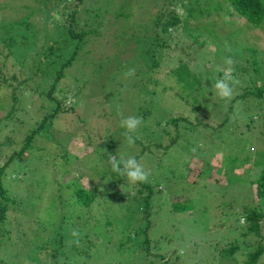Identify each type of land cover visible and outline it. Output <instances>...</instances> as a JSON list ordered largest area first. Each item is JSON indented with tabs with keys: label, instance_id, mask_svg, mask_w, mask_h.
Returning <instances> with one entry per match:
<instances>
[{
	"label": "rangeland",
	"instance_id": "rangeland-1",
	"mask_svg": "<svg viewBox=\"0 0 264 264\" xmlns=\"http://www.w3.org/2000/svg\"><path fill=\"white\" fill-rule=\"evenodd\" d=\"M20 1L0 0V36L6 31V27H2L4 24L8 25L21 17L22 13L18 14L19 7L28 5L27 2ZM221 1L213 0V3L222 6L225 2ZM68 2V0L60 2V8L57 7L59 11ZM82 2L83 8L77 12L80 23L75 24L71 31L79 30L89 35L85 38L82 50L72 65L66 68V75L59 83L70 90L67 95H61V100H65L68 105L72 104V108L65 117L56 119L58 127L55 126L56 128L53 127V130L48 132L64 143L57 144L47 136V133L42 135L45 137L41 143L50 154L48 158L50 165L47 168L45 164L42 166V163L36 161V166L41 167L39 171L51 179H55L53 177L56 173L58 182L70 180L73 175L68 177L64 175L67 165L65 161L63 162L62 156L66 149L62 146H67L65 140L70 139L78 127L82 128L81 119H87V125L97 133V141L102 139L103 143L98 147L94 144L97 142L95 139L94 146L90 145L92 148L85 146L81 149L82 146L79 145L77 149L78 139L73 141L70 147L79 154H75L77 160L70 165L73 169L72 174H75L77 169L76 172L87 176L94 185L100 184L103 176L102 171L98 169L103 164L111 168L108 162L109 154L119 152L125 158L141 155L139 162L145 170L151 172L155 183L160 184L163 189V192L153 196L154 204L149 217L145 216L143 209L124 210V207L120 209L111 205L100 211L92 204L90 213L85 214L89 207L84 208L82 213L84 216L93 215L98 220L94 240L97 242L105 240L113 247L111 251L110 246L102 242L99 250L111 253V257L115 261H121V264H131L127 259L134 257L130 251L132 249L138 258L132 264H165L166 261V264H245L247 257L242 254L251 250H244L243 246L251 245L249 247L253 251L260 243L264 246V237H257L254 233L246 234L248 223L243 224L245 219L241 214L245 208L258 204L254 185L250 182L258 175L260 168L247 163L244 168L249 167L248 174L245 175L244 172L242 176H245L241 180L240 175L236 173L242 169L239 167L234 170V166H237V163H240V166L246 163V158L250 160L257 158L256 152L264 149V103L259 104L250 94L244 99H237L243 93L244 87L247 85L254 87L257 83L254 73L251 76L255 82L236 79L238 83L233 85V97L230 100L217 97L213 85L217 79L223 77L224 70L228 68L224 62L226 57L234 60L231 66L233 67L243 59L247 48H256L249 44L253 40L251 34L258 35L255 45L260 48L256 54L264 60V27L254 29L250 34L243 21L231 17V14H228L226 19L220 15L218 16L220 18L207 21L210 36L219 37L220 42L205 41L206 38H203L200 44L196 43V47L186 50L188 53L197 51L201 56L198 62L191 59L182 60L176 67L174 61L165 60L163 54L169 49L173 52L185 50L189 48L188 39L191 43L194 41L191 36L179 35L182 31L180 25L173 26L172 30H166L163 35L164 29L168 27L152 18L160 17L167 10H175L184 18L189 9L188 2L184 6L183 1L170 0H82ZM197 6L192 11L194 14H198ZM50 13L53 16L48 20H44V15H33L34 25L37 28L47 26L53 31L58 29V23L61 24L64 19L55 11ZM65 26L60 30L67 32ZM147 28L157 30L162 35L152 30L147 32ZM29 31L32 35L38 34L43 37L39 48L38 44L31 48L33 53L28 54L25 62L21 54H13L23 50L20 48L24 46L21 38L17 42L20 47L17 45L12 47L9 55L8 51L0 48L2 70L0 97L5 98L7 94L16 91L21 104L19 117L15 118L14 122L10 121L9 126L7 124L10 129L7 127L0 129V144L6 143V146L1 147L3 152L0 153L2 155L0 167L5 165L8 157L6 154L13 143H17L18 146L22 144L25 134L35 126L32 122L40 119L46 110L43 109V105H48L47 101L40 99V93L33 82H25L24 79L34 78L30 74V69L34 72L35 66L46 68L47 62L52 61L50 67L58 62L57 57L51 55L48 50L51 42L45 39L46 34L38 29ZM165 46L169 49L163 50ZM201 48L206 49L202 54ZM185 52L181 58L189 57ZM250 54L252 56L251 52ZM159 58L163 60L162 69L157 67ZM201 61L203 65L200 64ZM128 69H135L134 75L125 77L124 73ZM175 69L176 71L170 75ZM13 74L17 75L16 79L12 78ZM112 82H116L117 89L110 91L103 88L104 83L110 85ZM6 103L9 101L6 100ZM7 110L0 112V115L5 114ZM121 112L124 117L136 116L142 119L140 127L134 134L139 138L133 146L128 145L123 130L117 129ZM166 119H170L171 124L164 134ZM63 125L65 127L60 131ZM81 128L78 129V133L82 132ZM174 136L177 138L175 141ZM53 144H56V147ZM235 159H238L237 163L234 162ZM6 174L13 178L19 173H15L14 169H7ZM20 175L30 179L24 184L12 181V188L17 189V198L23 204L26 202L30 204L31 201L32 203L28 208L25 207L24 211L22 209L13 211L15 206L10 204L9 220L16 221L14 216L24 213L30 223L24 227L30 228L29 235H40L46 241L52 235V230L45 224L44 219L52 218L47 214L46 207L53 204L51 201L53 196L48 195L46 199L41 197L39 207L34 208L37 202L36 195L41 191L36 186L32 188L26 186L33 183V172ZM152 178L148 177V180ZM61 187L59 185L50 187L52 190L48 192H57ZM118 191L123 192L124 188L120 187ZM134 194L135 191H131L123 197L124 200L115 198V202L126 203ZM146 194L144 191L140 197L143 198ZM177 202L187 204L191 209L172 214L169 211L171 204ZM160 206L162 209L157 212ZM79 213L77 211L75 214ZM32 220L38 221L40 226L36 227ZM106 221L110 223L106 224ZM148 221L151 227L147 235L135 238L137 230L143 228ZM262 227L264 234V221ZM80 233L84 234L85 231L81 230ZM144 238L149 239L150 249L147 256L146 250L141 252ZM237 238L242 246L237 253L238 259L233 256L222 257V252L235 245ZM39 252V255L35 254L34 261L24 259L20 264H63L60 258H58L60 263L51 258L49 247ZM38 258L40 262H36ZM5 260L12 264L17 261L13 257H5ZM76 260L77 264H82L81 258ZM102 260L97 258L88 261L91 264H102ZM258 264H264V253Z\"/></svg>",
	"mask_w": 264,
	"mask_h": 264
},
{
	"label": "trees",
	"instance_id": "trees-1",
	"mask_svg": "<svg viewBox=\"0 0 264 264\" xmlns=\"http://www.w3.org/2000/svg\"><path fill=\"white\" fill-rule=\"evenodd\" d=\"M68 1L69 2L66 4V6H64V8L62 7L61 11H59L57 7L60 8V2H65V0H21L20 2L28 3V5L19 7L18 14L22 13L21 17L15 19L13 22L11 21V23L8 25L4 24L2 26L6 27V31H4V35L0 36V48H2V50H4L5 52L8 51V55L12 52V47H20L17 42L18 39L21 38L22 44L24 46L20 48H23L24 52H22V50L17 53L14 52L13 54H21L22 60H24L25 62L28 54L33 53L31 48L36 47L37 44L38 48L40 46L43 36L40 37L38 34L32 35L29 31L31 29H38L41 30L42 33L44 32L46 34L45 39L51 42L48 50L51 55L57 57V61L60 62V64H58V62H55V64L53 63L50 67V63L52 62L50 61L46 63V68H42L39 65L35 66L34 72H32L30 69V74L34 78L24 79L25 82H33L34 87L38 89L37 91L40 93V99L42 98L45 102L47 101L48 105H43V109L46 110H44L43 115L39 117L40 119H36L32 122V124H34L35 126L25 134V138L23 139L22 144L18 146L17 143H13L12 147L6 154V156L8 157L6 159L5 165L0 167V264H12L6 261L5 257L15 258L17 260L15 264H20L24 259L25 261H27L26 259H32L34 261L35 254L37 253L39 255V251L46 247H49L51 249L50 256L58 263H60L58 258L61 259L63 264H77L76 259L78 258L82 259V264H91V262L88 260L102 258V264H121V261L116 260V262L111 257V253L107 254L106 252L103 253L101 250H99L101 248L99 246L102 242L105 243L106 246H110V242H106L105 240L97 242L96 240H94L98 220L93 215L84 216L82 214L83 209L89 207V209L85 211V214H88L90 213L92 204H94L95 208L99 209L100 211L102 208H106L112 205L120 209L124 207V210H132V208H135L136 210L140 211V209H143V213L145 214V216L149 217L151 215L150 209H152V204H154V202L152 201L153 196H156L157 193L163 192L160 184H156L155 180H153L151 172L149 177H151L152 180H148L147 183L138 182L136 183L137 185L128 182V180L124 177H120L117 173L113 172L111 168L106 167V165L104 164L100 167V169H98L102 171L101 176H103L101 179L102 183L100 184L94 185L88 180L87 176H84L80 172H76L77 169H75V174H72L73 169L70 168V165H73V162L77 160L75 154H79L77 150L70 147L71 145H73V141H76L78 139V142L76 143L77 149H79V145L82 146L81 149H84L85 146L90 149L92 148V146H94V144L99 147L103 143L102 139L97 141V133L94 132V130L89 125H87V119H81L83 126L82 128L81 126L78 127V129L81 128L82 132L78 133L77 129L70 136V139L65 140V142H67V146H62L66 149L64 156H62L63 162L65 161L67 165V168L64 169V175L66 177L73 175L69 181H59V183L58 180H56V173L53 177L55 179H51L46 175L43 176V173L39 171L41 169L40 165L36 166V161H38V163H42V166L45 164V167L47 168H49L50 165V159H48L50 157V154H48L45 150V145L41 143V141L45 137H42V135L47 133V136H50L51 139L54 140L57 144L59 142L64 143V141H61L60 139L57 140V137H53L51 136V134H48L51 129L53 130V127H58L56 119L65 117L72 108V104L68 105L65 103V100H61V95H67V92H69L70 90L65 89L59 83L61 79L66 75V68L72 65L74 59L82 50L81 47L85 42V38L89 35L88 33L81 32L79 30L71 31L72 27L75 24L78 25L80 23L79 18L77 17V12L80 8H83V2L82 0ZM181 1H183V6L184 4H187V2L189 4L188 12L186 10L187 14L184 16V18L183 16L177 14L175 10H167V12L163 13L160 17L157 16L152 18L154 20L161 21L168 27L164 29V32L162 33L163 35L166 33V30H172L173 26L176 27L180 25L182 27V31L179 35L191 36L194 41L191 43L190 39H188L189 48L185 50H178L177 52H173L166 46L163 48V50L169 49L163 54L165 60L170 62L173 60L176 67L179 66V63L182 60L191 59L193 62H198L201 56L197 53V51L188 53V51L186 50L196 47V43L200 44L203 38H206L205 41L213 40V42H220L221 39L219 37L214 38L213 36H210L209 31H207L209 29L207 21H211L220 15L222 16V18L226 19V16L228 14H231V17H235L238 20L243 21L250 34L252 30L259 28L261 29L264 27L263 0H222L221 2H225L224 4L222 3V6L221 4L215 5V3H213V0H195V2H189L187 0H170V2ZM14 2H16V0H14ZM192 4H195V6L198 5L196 8V12H198V14H194L192 12L195 8V6H191ZM225 4H227V6H224ZM8 6L10 8V5ZM25 11L28 12L25 14ZM51 11L57 12L64 19L61 24L58 23V29L53 31L50 30V28L47 26H45L44 28H37L32 20L33 15H44V20H48L53 16V14L50 13ZM217 11H219V13H216ZM64 26L65 28H67V32L60 30V28H64ZM150 30L155 31L154 29L147 28V32H149ZM155 32L162 35L157 30ZM251 37L253 40L249 42V44H251V46H255L256 48L254 49V47H249L244 51L243 59L238 62V64L232 67V74L235 79L240 78L242 81L246 80V82H248L254 81L253 76H251V74L254 73V76L258 78H255V81L257 80V83H255L254 87H251V85H247L246 87H244L243 93L241 94V96L237 97V99H244L250 94L254 99H256V102H259L260 104L261 102L264 103V64L261 63L264 62V60L256 54L259 51L258 48H260L255 45V42L258 39V35L251 34ZM170 51L172 52L169 54ZM205 51V48H201L200 54ZM184 52L187 56H189L186 57L187 59L181 58V55ZM250 52L252 53L253 57L251 56ZM162 62V59H157V67H159L160 69L163 68V65L161 64ZM200 64L203 65V61H201ZM176 69L171 72L170 75L173 74ZM157 71H159V69ZM0 76H2L1 69ZM12 78L16 79L17 75L13 74ZM20 84L22 83H19V85ZM103 85V88L110 91H112V89H117L116 82H112V84L110 85L104 83ZM18 99L19 97L16 94V91L11 92V94H7L5 98L0 97V112H4L8 109L5 114L2 113L0 115V129H3L4 127L10 129L8 127L10 121H13L15 118L19 117V114H21L19 109V106H21V104ZM6 100H8L9 103H6ZM172 121H174V119H172ZM175 121L177 123L178 119L176 118ZM29 123L31 124V120ZM170 124L171 120L166 119L164 134L170 127ZM64 127L65 125L60 128V131ZM117 129H121L123 130V132L125 131V129L120 126V123L118 124ZM175 138L176 136H174L173 141L177 140V138ZM95 139L97 142H95ZM48 142L50 143L49 139ZM111 142L113 143V141ZM91 144L93 145L90 146ZM53 145L56 147V144ZM2 146H6V143L0 144V153L3 152V149L1 148ZM51 149H53V147ZM144 150L145 149H143L142 152H144ZM113 155H115L118 159L121 157V153L119 152H115L113 153ZM1 156L2 155L0 154V157ZM255 156H257V158L252 160L246 158V163L241 164V166L239 165L240 163H237L238 159H235L234 162L238 165L234 166V170H237L239 167H241L242 170L240 172H237L236 174L240 175L239 178L242 180L246 173L249 171L247 170L249 167L244 168V165H246L247 163H251L252 166L260 168V172L258 173V175L254 180L250 182L254 185V194L258 204L253 207L249 206L245 208L244 210H242L241 214L245 219L243 224L245 225L246 223H248V232H246V234L248 235L254 233L255 236L263 238L264 234L262 231V225L264 221V149L260 150V152L257 151ZM140 157L141 155L136 156L138 161ZM45 160L48 162H44ZM52 167L54 168V165ZM7 169H14V172L19 174L13 178L8 177L6 174ZM27 172H33L34 179L32 180L33 183H29L26 186L28 188L36 186V188L40 189L41 191L36 195L37 202L36 204H34V208L37 209L39 207V202H41L39 201V199H41V197H44L46 199L48 195L53 196L51 200L53 204L50 207H46V212L49 217H55V219L48 218L49 221L44 219L45 224L52 230V235L48 237L46 241H44L42 239V236L40 235H29L30 228L24 227L26 225H30V223H28V220H26V215L24 213L20 216H14V219L16 221L11 222L9 220V217H11L10 204H13L15 206V210L13 211H16V209H22V211H24L26 210L25 207L28 208L32 203L31 201L30 204L27 202L23 204L22 201L17 198V189L12 188V181H18L19 184H21V182H23V184L28 182L27 180L30 179L29 177L20 175ZM244 172L245 175L242 176ZM56 185L62 187L57 192H48L52 190L49 189L50 187L54 188L56 187ZM120 187L124 188L123 192L118 191ZM131 191H135V194L130 201L126 203H124V201H118V203L115 202V198L124 200L123 197L130 194ZM144 191H146L147 194L146 196L141 198L140 194ZM136 205L137 207H135ZM158 208L159 209H157V212L158 210L162 209L161 206ZM189 209L191 208L187 204L177 202L176 204H171V208L169 211L174 214L177 212H186ZM77 211L80 212L78 215L75 214ZM32 221L34 222L36 227L40 226L38 224V221ZM109 223L110 221H106V224ZM150 227L151 223L150 221H148V223L143 228L137 230V234L134 237L139 238L142 236H146ZM41 228L43 227L41 226ZM81 230L85 231V233L81 234ZM231 232L233 234L235 233L234 231ZM74 233H78V235H74ZM77 240L79 241L78 244L76 243ZM142 241L144 242L142 244L143 249L141 250V252L143 253L146 250L145 255L147 256L149 255L150 249L149 239L144 238ZM249 246L251 245L243 246L244 250H251L242 254V256L244 255L247 257V260L244 261V263L258 264L260 257L264 253V246L260 243V246L256 248L255 251H253V249ZM241 247L242 246L239 243V238H237V243L230 248L225 249L222 252V257L233 256L238 259L239 256H237V253H239ZM110 249L112 251L113 247L110 246ZM130 251L132 253V256L134 257L132 259H130L129 257L127 260H129V263L132 264L134 263L133 261H137L138 258L135 256L137 254L135 253V250L132 249ZM178 257L181 256L178 255ZM39 260L40 259L38 258L36 262H38ZM166 263L167 261L165 262V264Z\"/></svg>",
	"mask_w": 264,
	"mask_h": 264
},
{
	"label": "clouds",
	"instance_id": "clouds-1",
	"mask_svg": "<svg viewBox=\"0 0 264 264\" xmlns=\"http://www.w3.org/2000/svg\"><path fill=\"white\" fill-rule=\"evenodd\" d=\"M224 62L228 65V68L224 70L223 77L216 80L213 88L217 97L230 100L233 97V85L238 83V80H236L232 74L233 69L231 66L234 64V60L231 57H226ZM134 72L135 69H128L124 73V76H132L134 75ZM201 72H203V69H201ZM119 114L121 116L120 126L125 129L124 137L128 145L133 146L136 139L139 138L134 134L140 127L142 119L136 116L124 117L122 112ZM108 162L111 165L112 171L117 173L120 177L126 178L128 182L132 184L148 182L150 172L145 170L144 166L135 156H130L128 158L121 156L118 159L115 155L109 154ZM74 235H78V233H74ZM76 243L78 244L79 241L77 240Z\"/></svg>",
	"mask_w": 264,
	"mask_h": 264
}]
</instances>
